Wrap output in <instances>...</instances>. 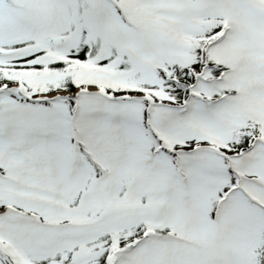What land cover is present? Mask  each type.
Returning <instances> with one entry per match:
<instances>
[{
    "label": "snow or ice",
    "instance_id": "obj_1",
    "mask_svg": "<svg viewBox=\"0 0 264 264\" xmlns=\"http://www.w3.org/2000/svg\"><path fill=\"white\" fill-rule=\"evenodd\" d=\"M0 264H264V0H0Z\"/></svg>",
    "mask_w": 264,
    "mask_h": 264
}]
</instances>
